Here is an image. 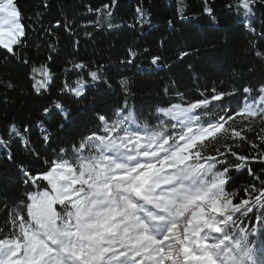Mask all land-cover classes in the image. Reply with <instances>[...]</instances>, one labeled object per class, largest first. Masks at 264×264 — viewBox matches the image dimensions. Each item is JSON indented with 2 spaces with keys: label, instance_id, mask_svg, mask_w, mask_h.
I'll list each match as a JSON object with an SVG mask.
<instances>
[{
  "label": "snow or ice",
  "instance_id": "6c2138e0",
  "mask_svg": "<svg viewBox=\"0 0 264 264\" xmlns=\"http://www.w3.org/2000/svg\"><path fill=\"white\" fill-rule=\"evenodd\" d=\"M236 2L245 17L253 15L256 0ZM104 7L110 17L111 6ZM22 20L17 0H0L6 57L23 44ZM129 55L132 64L136 53ZM255 55L264 59L261 51ZM89 75L100 79L95 71ZM31 80L40 95L52 75L47 66H33ZM127 83L120 81L125 90ZM62 91L81 97L85 82L65 83ZM242 92L247 95L212 88L186 103L180 94V103L157 107L153 121L118 107L111 116L100 114L94 129L70 152L61 148L45 160L41 171L22 167L31 190L5 209L0 264H260L249 237L264 236V84ZM55 108L63 111L59 103ZM12 133L21 136L15 127ZM7 143L0 139V146ZM242 144L252 151L238 153ZM243 170L252 182L230 190L233 174ZM249 220L255 226L246 229Z\"/></svg>",
  "mask_w": 264,
  "mask_h": 264
},
{
  "label": "trees",
  "instance_id": "16d2710c",
  "mask_svg": "<svg viewBox=\"0 0 264 264\" xmlns=\"http://www.w3.org/2000/svg\"><path fill=\"white\" fill-rule=\"evenodd\" d=\"M17 2L26 36L14 48L15 56L6 57L0 49V139L8 142L0 146V230L8 226L5 209L31 190L21 168L36 173L61 148L70 152L96 127L100 114L111 116L126 106L153 121L155 109L180 103V94L186 103L201 92L207 96L212 88L243 96L244 87L264 84V59L255 55L264 53V0H256L250 17L237 10L236 0ZM105 5L111 6L110 17ZM130 52L136 53L132 64L126 63ZM183 52L188 55L181 59ZM153 57L160 58L155 65ZM74 63L85 68L73 69ZM33 66H47L52 75L40 95L31 87ZM92 71L100 79L92 81ZM77 80L85 82L83 96L62 91L65 83L75 87ZM121 80L128 81L126 90ZM57 103L63 111L55 108ZM13 127L21 136L12 133ZM44 135L50 137L47 143ZM236 151L247 155L252 150L242 144ZM251 167L260 174L259 164ZM233 180L230 190L240 191L252 177L243 170ZM254 226L252 220L243 225ZM249 239L256 260L264 264V236Z\"/></svg>",
  "mask_w": 264,
  "mask_h": 264
}]
</instances>
